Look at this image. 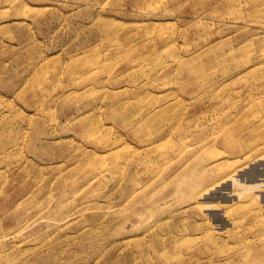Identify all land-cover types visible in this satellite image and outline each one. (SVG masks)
Masks as SVG:
<instances>
[{
    "label": "rangeland",
    "instance_id": "1",
    "mask_svg": "<svg viewBox=\"0 0 264 264\" xmlns=\"http://www.w3.org/2000/svg\"><path fill=\"white\" fill-rule=\"evenodd\" d=\"M0 264H264V0H0Z\"/></svg>",
    "mask_w": 264,
    "mask_h": 264
}]
</instances>
